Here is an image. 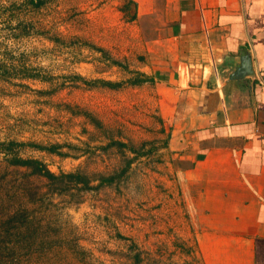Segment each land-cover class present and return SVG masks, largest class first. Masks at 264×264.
<instances>
[{
	"label": "rangeland",
	"instance_id": "1",
	"mask_svg": "<svg viewBox=\"0 0 264 264\" xmlns=\"http://www.w3.org/2000/svg\"><path fill=\"white\" fill-rule=\"evenodd\" d=\"M25 3L0 0V142L92 188L50 184L0 154V254L11 264H204L160 94L152 83H94L124 82L145 61L131 0Z\"/></svg>",
	"mask_w": 264,
	"mask_h": 264
},
{
	"label": "crops",
	"instance_id": "2",
	"mask_svg": "<svg viewBox=\"0 0 264 264\" xmlns=\"http://www.w3.org/2000/svg\"><path fill=\"white\" fill-rule=\"evenodd\" d=\"M204 264H264V0H131Z\"/></svg>",
	"mask_w": 264,
	"mask_h": 264
},
{
	"label": "trees",
	"instance_id": "3",
	"mask_svg": "<svg viewBox=\"0 0 264 264\" xmlns=\"http://www.w3.org/2000/svg\"><path fill=\"white\" fill-rule=\"evenodd\" d=\"M26 5H30L33 8H41L44 6L48 0H25ZM132 76L126 79L124 82H111V81H94V83H100L102 86H105L109 89H117L123 85H140L143 83H150L152 79L146 76L145 74L138 71H131ZM22 146V143H17L14 141L8 142H0V154H3L4 160L12 167L22 168L25 171L29 172L32 176H36L44 179L50 184H63L70 183L74 186L80 185V188L83 189H91V181L90 179L78 172H70V173H61L56 175L52 173L41 161L33 158H22L18 155L15 148H19ZM50 150V149H49ZM52 150V149H51ZM106 182H110L111 178H107ZM60 189L62 187H59ZM10 218V217H9ZM9 222V220H7ZM5 233L9 232V228L4 231ZM7 243H4L0 246V252L7 248ZM13 258L6 257L5 254H0V264H11L13 262Z\"/></svg>",
	"mask_w": 264,
	"mask_h": 264
}]
</instances>
